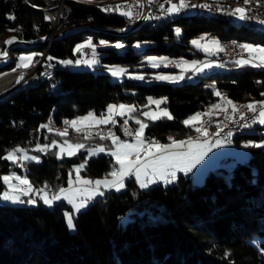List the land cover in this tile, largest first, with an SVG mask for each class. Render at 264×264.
Segmentation results:
<instances>
[{"label":"trees","instance_id":"trees-1","mask_svg":"<svg viewBox=\"0 0 264 264\" xmlns=\"http://www.w3.org/2000/svg\"><path fill=\"white\" fill-rule=\"evenodd\" d=\"M57 11V0H0V51L11 37L22 41L46 37L58 20L56 31L60 33L50 44L14 46L8 60L0 63L1 75L18 69L17 50L38 49L45 54L36 76L0 93V157L6 148L16 145L37 152L39 162L23 161L34 190L47 185L57 192L69 183V174L78 163H84L81 173L89 178L104 177L118 165L111 154L87 156L86 146L110 139L91 140L76 132L61 136L42 127L50 121L71 120L88 112L105 114L108 105L120 102L134 103V112H140L149 107V96L162 97L165 102L160 106L167 108L173 119H149L144 135L164 143L169 137L188 135L183 121L190 116L223 110L212 107L223 105V98L245 105L264 100V68L238 66L236 61L196 81L178 83L112 80L109 72L76 67L81 55L77 45L88 34H94L95 39L103 35L124 40L123 47L99 49L103 65L136 67L145 63L149 54L165 53L167 60L181 61L184 56L201 55L186 50V42L199 32L209 30L221 39L241 42L249 39L242 35L243 29L264 36L258 25L251 28L248 22L221 16L182 14L159 27L141 24L120 33L117 31L128 27L127 16L121 13L78 0H67L59 14ZM176 25L181 30L179 41ZM108 28L114 31L104 30ZM144 40L152 43L138 49L136 42ZM70 59L75 62L62 63ZM49 69L52 75L45 78ZM258 128L259 132L235 135L233 142L264 139V124ZM64 141L85 147L73 156L58 158V143ZM37 144L52 146L40 152ZM252 144L256 143L248 145ZM247 149L248 161L237 162L229 171L223 166L210 169L201 183L180 174L175 183L141 188L137 179L129 176L122 189L105 190L75 214L74 230L67 225L65 211L72 206L66 200L48 206L33 192L29 196L37 200L35 205L0 202V264H264V147ZM13 167L10 160L0 159V177ZM6 188L0 179V194Z\"/></svg>","mask_w":264,"mask_h":264},{"label":"snow or ice","instance_id":"snow-or-ice-1","mask_svg":"<svg viewBox=\"0 0 264 264\" xmlns=\"http://www.w3.org/2000/svg\"><path fill=\"white\" fill-rule=\"evenodd\" d=\"M169 3L171 6L167 8L165 11L167 13H178L181 11V9H185L188 7H209L208 4L204 5H195V4H189L187 0H179V3H171V0H169ZM244 4L250 3V0H243ZM125 16H131L130 12H124L122 13ZM233 15H238L241 20L249 19L247 15V10L245 7H236L232 13ZM10 19H14V17H9ZM261 24H264V20L260 21ZM9 31H16V29H9ZM180 29H176V33L179 35ZM201 39H205V37H201ZM16 40L15 37H12L9 40H6L5 44H12ZM193 45H195L198 48H204L205 51H212L211 47H206L205 45H202L200 40H193L191 41ZM209 43L214 46L217 50L222 51L223 49L220 48L219 42L216 40H210ZM235 43V42H233ZM101 45H107L108 42L101 40ZM92 47L95 46L92 44L91 40L87 41L86 44L78 45L76 48V51H79L83 47ZM117 48L123 47L122 44H116ZM240 48L245 50L246 52L250 53V57L248 59H239L236 61V64L238 66H243L246 64H253L254 61H259L257 64H253V66L260 67L264 66V47H261L259 45H252V44H240L238 45ZM8 52L0 51V59L7 58ZM48 59H53L52 57H49ZM150 61L153 62V66H158L155 64V61L157 58L155 57H149ZM161 60H164L166 58H160ZM33 61V57L31 55L28 56H20L19 62L17 63V68H28L31 66ZM95 60L90 61L89 63H95ZM62 63H72L71 61H62ZM212 64H204L203 67H196V62H193L192 67L196 69V71H203L204 68L211 67ZM15 71V69H13ZM124 70H120L119 72L114 71L113 75H120L123 73ZM23 77H21L22 79ZM161 79H167V77H160ZM183 78V77H181ZM139 79H143V77H139ZM217 96H221L220 92H216ZM262 96H264V93H261ZM224 104H216L213 105V109H223L224 111H227V108L230 106L232 113H235L238 111V106L230 99L223 98ZM165 101L163 99L161 100H153L152 98H149L150 104H156L159 106L160 104L164 103ZM243 107H246L249 112L256 113L257 109L259 108L258 116H256L253 120V122H258L260 124H264V100L260 101H253L248 103L247 105H244ZM135 111L134 106L132 105H114L110 104L107 108V115L101 114L99 118L95 116L93 112H88L86 116L77 117L74 120L71 121H64L65 124L70 125L72 128H74L77 132H80L82 128L84 127H91L93 125H102V124H109V123H115L114 117L115 116H124L126 113H131ZM144 116L149 117L151 120L155 121L163 117H167L168 119H173L171 114L168 112L167 109H160V111L157 112H144ZM204 115H210V113H196L192 116H190L188 119H185L183 121L185 126L192 127L194 126V122H200L202 116ZM225 119H231L230 116L226 115ZM241 119H244L243 116H241ZM125 124L128 123L127 120L124 121ZM136 123L139 124V128L135 131V142L129 143L128 141H122L118 136H116L114 133L109 132L107 136H101V139H111L112 144L115 145V150L111 151L110 154L115 157L116 164L119 165L118 169H114L111 171L108 175L112 177V179H108L105 177L104 179H97V180H88V179H82L80 177V171L82 168L85 167L84 164L79 165L74 169L76 173V180L75 183H78L80 185H83L85 187L72 189V182L70 180V185L68 189L61 188L59 189V194H53L51 197H49L45 193V189H33L31 182L28 180L26 176L22 177L20 175H17L16 173H11L10 175H4L0 177V179L3 180L4 184L7 185L8 190L4 191L2 193V199L5 201H12V202H18V203H24L25 201L21 200V195L23 196H29L31 193L35 192L36 194H41V199L46 205L51 206L54 201L61 200L62 198L67 199L69 203L73 205V208L75 212H79L81 209H84L88 206V203L95 197V196H103L104 192L101 191V188L103 189H112L115 188L117 191L122 189L124 187V178L134 174L137 182L140 184L141 188H147L149 184L155 183L156 179H164L165 181L171 183L176 179V172L177 171H183L185 173L190 172L193 167L197 163L200 162V160L207 155V152L211 150L212 147H220L221 141L217 140L214 145L208 144V141L205 140L203 143H199L197 141H194L191 137L185 141V140H175L172 137H169L168 139L171 141L170 144H162L158 140H149L144 137V129L148 126L143 121L137 119ZM248 126V125H245ZM42 127H48V125H42ZM195 131L200 133L201 136H207V128L201 126L195 127ZM61 136L67 135V129H65L64 132L58 133ZM126 135H133L130 131H125ZM218 134V133H217ZM228 135H231V132L228 133ZM56 141L52 142V145H55ZM205 144H208V147L205 148ZM52 145H43L40 144L36 145V150L40 152H44L47 149H49ZM66 145V147H65ZM187 145V151H181ZM264 147V143L260 144H252L248 145L246 144L245 147ZM60 152L57 153V157L60 158L62 155H68L73 156L76 154V151L84 148V144L82 143H76L72 144L68 141H64L63 145H59ZM105 147L103 146H97L94 149H90L91 154H95L97 152H104ZM17 153H22V155H17ZM141 153H143V159L141 157ZM134 157V159L132 158ZM0 159L5 160H11L13 163H18L19 161L23 160H36L39 162V158L36 156L29 157L27 155V152L25 149L17 147L9 152L3 157H0ZM149 169H151V173H149ZM71 177V173L69 174ZM141 176H148L149 178L146 181L141 180ZM170 178V179H169ZM13 181H16V183H13ZM91 186V187H87ZM45 188H47V185H45ZM81 195V198L77 201V194ZM86 193V195H84ZM36 201L34 199H29L27 203L34 204ZM67 225L70 229H75L76 225L74 223V216L70 213H65Z\"/></svg>","mask_w":264,"mask_h":264},{"label":"rangeland","instance_id":"rangeland-1","mask_svg":"<svg viewBox=\"0 0 264 264\" xmlns=\"http://www.w3.org/2000/svg\"><path fill=\"white\" fill-rule=\"evenodd\" d=\"M66 1L67 0H57V7H58L57 14H59V12L61 11V9L65 6ZM89 4H91V3H89ZM124 12H126V10H121V14L124 13ZM185 13H186V11H184V14ZM233 19L237 23H239V22H242L244 24L247 23V20L246 19L241 20L238 15H235ZM57 23H58V20L56 18V20L54 22V27H53L55 29V31H56ZM258 27L261 30L264 31V24L258 23ZM177 28H179V26L176 25L175 26V29H177ZM59 33L60 32H57V34H59ZM180 34H181V31H180L179 35L177 34L178 35V41L180 40ZM242 35L243 36H248V38H249V39H245V40L241 41L242 44L247 43V44H252L254 46L255 45H259L261 47H264V43L260 41L261 39L264 40L263 34H261L259 32L258 33H254L251 30L243 29ZM96 36L98 37L97 39H95V35L94 34H88L87 38L78 44V45L86 44L87 41L91 40L92 44L95 47L92 48V47L85 46V47H83V48L80 49L81 50V55H79L76 58V61L79 63L78 65H76V67L77 68H90V69H92L94 71H106V72H109L111 74L112 80H122L124 78H129V79H138L141 82L164 81V82H170V83H178V82L183 81L184 79H187V80H190V81H196L197 79L202 78V77H205L206 75H208L210 73L217 72V71H222V70H224L226 68V67H224V65L220 64L219 62L213 61V60L210 59V57L212 55L217 54L219 50H217L214 46H212L209 43V41L210 40H216V41L219 42V45H220L221 41L227 40V39H221V37L217 33L212 34L209 30L199 32L198 34L192 36L186 42V44L188 45V47L186 48L187 51H198V52H200L202 54L201 55L194 56V57H187V56L182 57V62L184 63L185 70H166L165 69V62L167 61L168 56L165 53L149 54L145 58L146 59V62L145 63H142V64H140V65H138L136 67L126 66V65H123V64H120V63L105 64V65H103L101 63L100 59H99V49L100 48H105V47H116L115 46L116 44H122L124 46L125 43H124L123 38H118V37L117 38H113V37H108V36H103V35H96ZM201 37H205V39H201ZM11 38H9V39H11ZM254 38H256L257 40L256 41L252 40ZM16 39H18V38H16ZM101 40L107 41L108 44L107 45H101L100 44V41ZM193 40H200V42H201L202 45H205L206 47H211L212 48V51H205L204 48H198V47H196L195 45H193L191 43V41H193ZM237 42H239V41H237ZM136 43H137V48L138 49H141V48H143V47L151 44L152 42L149 41V40H144V41H137ZM6 46H7V44H6ZM16 46H19V45H16ZM133 46H134V44H133ZM5 50H6V48L3 51H5ZM87 51H89V55L88 56H87ZM28 55H31L33 57V61H32L31 66H29L28 68H18V69H15V71H18V72L20 71V74H18L19 75V78H18V81H17L18 83L17 84H20L23 81H27L28 79H30L29 74L33 72V70H31V69L30 70H27L26 72H23L22 69H29L31 67H32V69H34V68H36V65H37V67H39V64L42 63V61L44 60V57H45V54L41 55V53L39 52L38 49L17 50L16 51L17 63L19 62V57L20 56H28ZM39 55H41V56L39 57ZM250 55L251 54L249 53V56L246 57V58H243V59H248L250 57ZM149 57H155V58H157L156 61H155V64L158 65V66H153V62L148 59ZM8 58H9V53H8L7 58H4V59L0 60V63L6 62L8 60ZM160 58H166V59L161 60ZM92 60H95L96 62L94 64L93 63H89ZM69 61H71L72 63H74L75 62V59H70ZM193 62H196V67H203L204 64H208V63H211L212 66L209 67V68H204L203 71H196V69L192 67ZM257 63H259V61H254L253 62V64H257ZM260 67H263L264 68V66H260ZM147 68H150V69H147ZM120 70H124L122 74H120V75H113V72L114 71L119 72ZM8 72H10V73H8ZM6 73L7 74H13L15 72H13V70L7 71V72L1 74L0 76L3 77L5 75H7ZM15 74H17V73H15ZM21 77H23V78L21 79ZM139 77H143V79H139ZM160 77H167V79H161ZM181 77H183V78H181ZM11 87L12 86H9V87L3 89V91H5V90H7V89H9ZM3 91H1V92H3ZM149 98H152L153 100H161V99H163L162 97H155V96H149ZM120 104L132 105V106H134L135 110L137 108L134 103L121 102ZM147 105H149V107L147 109L143 110V111H140V112H134L133 111L131 113H126V116L128 117L127 119L129 121L130 120H133L134 122H136V120L139 119V120L143 121L146 124L147 121L150 118L144 116L143 115L144 112H148V113L157 112L158 113L160 111V109H167V108H165L163 106H160V105L157 106L156 104H150L149 103V99H148ZM243 105H245V104L243 103ZM224 112H226V111L220 110V111H218L217 115H222V113H224ZM87 114L88 113L75 116L71 120H74L77 117L86 116ZM94 114H95V116L97 118H99L101 116V114H96V113H94ZM104 115L106 116L107 115V112ZM161 117H163V116H161ZM135 126H134V128H136V129L139 128V124H136ZM256 130L257 129L255 127H253V128L250 127L249 129H247L246 133H254V132H256ZM71 132H73V131H71ZM110 132H112L114 134L115 133L117 134V131H114L113 132L112 130H110ZM116 136H118L120 138V140H122V141H128L129 143H134L135 142V137L132 138V139H129V138H125V137H122V136H119V135H116ZM68 142L69 143H72V144H76L77 143V142H71V141H68ZM251 142L256 143V144H260V143H264V139H260V140H256V141L248 140V141H246V142H244L243 144H240V145L237 144V143H233V146H234L233 152H234V154L240 156L239 157L240 159H238V160H241V162L248 161L249 157H247L246 155L244 157L243 156V152L244 151L245 152L247 151L246 150L247 147H245V145L246 144H249ZM58 144L59 145H63L64 143H58ZM97 146H103V147H105V151L104 152H97L95 154H91L90 153V149H94ZM17 147H20V148L25 149L26 152H27V155L29 157L36 156L40 160L41 156L37 152H35L33 150H29V149H27V148H25L23 146H20V145L10 146V147L6 148V151L4 153V156L7 154V152H9V151H11V150H13V149H15ZM65 147H66V145H65ZM86 150H87V156L88 157L89 156H94V155H99V154H110L111 151H114L115 150V145L112 144V141L110 139L108 141H101V142H97V143H94V144H89L88 146H86ZM78 151L79 150H77L76 152H78ZM59 152H60V147H58V153ZM17 155H22V153H17ZM23 161H19L18 163H13L11 161L13 163V166L14 167H13V169L10 172L5 173L4 175H10L11 173L14 172L17 175H20L22 177L26 176V174L24 173L25 166L23 165ZM236 163H237V160H235V158L234 159H226L222 163L221 166L225 167L229 171ZM81 164H84V163L75 164L74 165V169L76 167H78L79 165H81ZM20 168H23V170L21 171ZM80 177L82 179H88V180H93V181L98 179V178H89L87 176H84L81 173V171H80ZM70 180L72 182V189L85 187L83 185H80L78 183H75L76 173L73 170L72 171V174H71V177L69 179V183L66 186L61 187V188L68 189L69 188V185H70ZM203 180L204 179H201L200 181H196L195 183H201V182H203ZM13 183H16V181H13ZM32 187H33V185H32ZM87 187H91V186H87ZM42 188L45 189V193L49 197H51L53 194H59V190L54 193L52 191V188L49 187V186H47V188H45V186H43ZM33 189H34V187H33ZM7 190H8V188H6L4 191H7ZM2 193L0 194V202H4V203L5 202L6 203L7 202L8 203H14L12 201H5V200H3L2 199ZM45 193H41V194H39V196L41 197V195H43ZM84 195H86V193ZM96 197H98V196H95L94 198H96ZM20 198H21V200L25 201L24 203H27V201L29 199H34L36 201L34 204L27 203L29 205H35L37 203V200L34 197H31V196H29L27 199H23V195H21ZM80 198H81V195L78 193L77 194V201ZM94 198L90 202H92L94 200ZM61 200H67V199L62 198ZM58 201H60V200H58ZM58 201H54L51 206H53ZM67 202H68V200H67ZM14 204H18V202H15ZM71 206H72V210L65 211V213H70V214H73V216H74L78 212H75L72 204H71ZM82 210L83 209H81L80 211H82ZM125 218H126V216H123L122 217V219H124V220H125Z\"/></svg>","mask_w":264,"mask_h":264},{"label":"built area","instance_id":"built-area-1","mask_svg":"<svg viewBox=\"0 0 264 264\" xmlns=\"http://www.w3.org/2000/svg\"><path fill=\"white\" fill-rule=\"evenodd\" d=\"M83 3H96L101 4L103 10H109L114 13H121V10H126V12H130L131 16L126 17V21L128 24H131L135 21H145L148 20L152 16H167L172 13H167L165 10L170 7L169 0H78ZM189 4L195 5H204L208 4L209 7H188L185 9H181L180 12L184 11H193V10H203L209 11L211 13H222V14H231L232 11L236 7H245L247 10V15L250 17L247 19L250 23H260L261 20H264V0H250V3L244 4L243 0H187ZM171 3H179V0H171ZM175 14V13H173ZM235 42V43H233ZM242 44L241 42L230 41L220 43V48L222 51H218L217 54L212 55L210 57L211 60L217 61L222 65H226L228 62L237 61L241 58H246L249 56V53L240 48L238 45ZM89 55V51H87V56ZM36 68L32 69H22L23 72L27 70H33L32 73L29 74V77L36 76L37 72ZM165 68L167 70H185L184 63L181 60L168 59L165 62ZM18 72V71H13ZM10 73V72H8ZM20 74V71L18 72ZM48 75H52V71H46ZM7 74V73H6ZM1 77V76H0ZM18 81V80H17ZM15 82L14 84L18 83ZM13 84V85H14ZM12 85V86H13ZM236 104V102H235ZM237 105V104H236ZM259 108L256 113L249 112L246 107L238 106V111L232 113L231 107L227 108V111L224 115H217V113H210L209 117H202L200 122H194V126L189 127V133L186 137L192 138L196 141H215L218 138H224L229 144L232 143L234 132L239 128L243 127H253L257 122H253L254 118L258 116ZM201 113V111H199ZM228 115L231 119H225V116ZM241 116L244 119H241ZM70 121L69 118L63 117L60 122L50 121L48 124V129L64 132L67 129L68 132H77L70 125L64 123V121ZM115 123H109L104 125H93L91 127H84L81 129L80 134L85 135L87 138L91 140H99L101 136H107L110 130H118L120 131V136L132 139L135 137L136 128L131 124V122L122 116L114 117ZM127 120L128 123L125 124L124 121ZM203 125V127L207 128V136H201L200 133L195 131V127H199ZM248 125V126H245ZM130 131L133 135L129 136L125 134V131ZM231 132L229 136L228 133ZM218 133V134H217Z\"/></svg>","mask_w":264,"mask_h":264},{"label":"crops","instance_id":"crops-1","mask_svg":"<svg viewBox=\"0 0 264 264\" xmlns=\"http://www.w3.org/2000/svg\"><path fill=\"white\" fill-rule=\"evenodd\" d=\"M120 103H116L114 105L118 106V105H120ZM122 117L128 118L126 116V114L124 116H122ZM102 125H104V124H102ZM258 125H263V124H260V123L257 122V124H255L253 127H255L257 129L256 131L259 132ZM144 137H145V135H144ZM172 138L175 139V140H185V141H187L189 139L187 137H172ZM217 140L221 141L220 147H212L211 150L207 152V155H205L200 160V162L197 163L195 165V167L192 168V170L190 172L185 173L183 171H177L176 172V179L174 181H172L171 183L165 181L164 179H159V178L156 179L155 183H163V184L175 183L178 180L180 174H185V175L190 176L192 181L195 183L196 181H200L201 179H204L205 174L210 169H215V168L221 167L222 163L226 159H234L235 158V160H237V162L241 161V160H238V159H240L239 158L240 156L234 154V152H233V148H234L233 143L234 142L229 144L224 138H218V139H216L213 142L208 141V140L207 141H208V144L214 145ZM194 141H196V140H194ZM203 141H205V140H203ZM203 141H197V142L203 143ZM160 143H162V142H160ZM170 143H171V141L168 140L167 142H164L162 144H170ZM208 144H205V148L208 147ZM246 150H247L246 152L245 151L243 152V156L245 157V155H246L247 157H249V155H250L249 151H248V149H246ZM181 151H187V145H185V147L183 149H181ZM141 157H142V159L144 158L143 157V153H141ZM132 158L134 159V157H132ZM118 168H119V165H117L116 169H118ZM149 173H151V169H149ZM129 176H134L135 177L134 174H131ZM129 176H127V177H129ZM105 177H107L108 179H112V177L109 176V175H106L104 177H100L98 179H104ZM127 177L124 178V181H123L124 185H125V180H126ZM148 178H149L148 176H141V180H143V181H146ZM155 183L149 184L148 187L153 185V184H155ZM112 189L116 190L115 188H112ZM105 190H110V189L101 188V191L104 192Z\"/></svg>","mask_w":264,"mask_h":264},{"label":"bare ground","instance_id":"bare-ground-1","mask_svg":"<svg viewBox=\"0 0 264 264\" xmlns=\"http://www.w3.org/2000/svg\"><path fill=\"white\" fill-rule=\"evenodd\" d=\"M90 5H96L97 7H100V9H103V7H101V4L91 3ZM182 14H184V12L170 14V15H167V16H164V17H161V16H152L148 20H145V21H135V22H133L131 24H128V27H130V26L137 27V26H139L141 24H149L152 27H157V26L159 27V25L161 26V24H164V22L166 20H168V19H170L172 17L182 16ZM185 15H187V16H191V15L221 16V17H224L225 19H228V20L229 19H233L234 16H235L233 14L211 13L209 11H203V10L186 11ZM248 25L251 28H256L257 27V24L256 23H250V22H248ZM128 27H126L125 29H127ZM125 29H121V31H123ZM230 41L231 40H225L223 42H230ZM14 43L15 44H18L20 46H32L31 43H29V42L26 43V42H22V41H16ZM15 73H17V74H15ZM15 73H13V74H7V75H5V76H3V77L0 78V92L3 91V89H5V88H7L9 86H12L18 80V78H19V75L18 74L19 73L18 72H15ZM44 77L45 78H49V77H51V75H48V73H45L44 74ZM16 84H14V85H16ZM237 106L243 107L244 105L239 103V104H237ZM224 114H222V115H224ZM202 117H206V116H202ZM249 128L250 127L239 128L237 131L234 132V136L246 132L247 129H249ZM112 131L114 132V131H118V130H112ZM262 131H264V130H262ZM118 132H120V131H118ZM262 133L264 135V132H262ZM115 135H117V134L115 133Z\"/></svg>","mask_w":264,"mask_h":264},{"label":"water","instance_id":"water-1","mask_svg":"<svg viewBox=\"0 0 264 264\" xmlns=\"http://www.w3.org/2000/svg\"><path fill=\"white\" fill-rule=\"evenodd\" d=\"M132 28H134V26H130V27H128L127 29H125V30H123V31H117V32H120V33H125V32H127L128 30H130V29H132ZM104 30H106V31H114V30H112V29H104ZM58 36V34H57V32L55 31V29L53 28V30L51 31V33L50 34H48L46 37H43V38H40V39H37V40H33V41H22V40H20V39H16L15 40V42L16 41H22V42H26V43H31V45L33 46V45H36V44H40V43H48V44H50L51 43V41L55 38V37H57ZM16 45H18V44H15V43H12V44H10V45H8L7 44V46H6V50H7V52L9 53V50H10V48H12V47H14V46H16ZM20 46V45H19ZM0 60H2V59H0ZM166 69V68H165ZM167 70V69H166Z\"/></svg>","mask_w":264,"mask_h":264}]
</instances>
